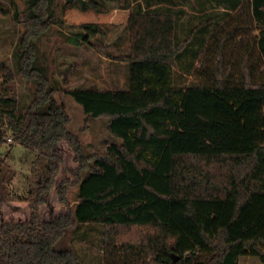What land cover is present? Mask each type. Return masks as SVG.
<instances>
[{
  "label": "trees",
  "instance_id": "1",
  "mask_svg": "<svg viewBox=\"0 0 264 264\" xmlns=\"http://www.w3.org/2000/svg\"><path fill=\"white\" fill-rule=\"evenodd\" d=\"M239 2L259 26L256 43L235 42L236 20L198 71L200 83L184 89L172 84L187 46L174 41L171 14L68 0L60 23L98 50L106 27L132 37L119 56L130 65L128 90H66L83 107L82 130L109 118L121 140L88 155L37 61L50 0L32 1L18 73L35 90L24 110L0 108V179H13L4 149L19 145L35 155L36 180L28 196L1 186L0 264H84L67 242L79 224L104 227L103 264H240L244 256L264 264V0ZM4 73L0 100L15 103L16 73Z\"/></svg>",
  "mask_w": 264,
  "mask_h": 264
},
{
  "label": "rangeland",
  "instance_id": "2",
  "mask_svg": "<svg viewBox=\"0 0 264 264\" xmlns=\"http://www.w3.org/2000/svg\"><path fill=\"white\" fill-rule=\"evenodd\" d=\"M33 0H0V83L5 78L4 67L16 73L17 101L4 103L0 108L24 110L33 98L35 85L18 73L19 42L26 31V21ZM82 0H75L79 4ZM108 8L129 7L136 12L171 14L175 21L174 41L185 42L186 52L174 67L172 84L178 88L196 86L201 79L198 71L215 55V47L222 35L230 31L239 20L241 28L235 35L238 44L249 40L253 46L259 35V26L253 21L247 3L238 0H97ZM68 0H50L48 30L37 41V61L56 88L57 101L67 109L71 123L69 130L79 135L88 155L104 153L112 143H121L113 137L107 125L109 118H100L86 125L82 105L66 93L72 88L128 90L130 65L119 59L130 53L132 37L129 29L106 27L99 41L105 50H98L79 36L80 28L60 23L62 11ZM240 42V43H239ZM227 59L231 50L227 46ZM241 45L235 50L234 61L240 58ZM242 52V51H241ZM211 63V62H210ZM6 89L0 84V93ZM10 151L8 163L14 171L9 184L1 186L15 196H28L36 180L33 172V152L15 145ZM88 173H84V176ZM78 187L72 188L69 198L75 206ZM84 264H103L104 227L100 224H79L67 237ZM240 264H263L258 257L244 256Z\"/></svg>",
  "mask_w": 264,
  "mask_h": 264
}]
</instances>
